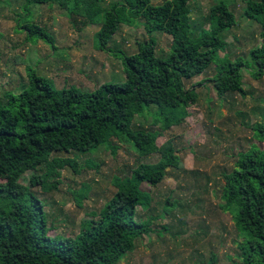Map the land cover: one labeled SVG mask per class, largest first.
I'll list each match as a JSON object with an SVG mask.
<instances>
[{
	"label": "trees",
	"instance_id": "1",
	"mask_svg": "<svg viewBox=\"0 0 264 264\" xmlns=\"http://www.w3.org/2000/svg\"><path fill=\"white\" fill-rule=\"evenodd\" d=\"M53 1L69 15L81 16L82 25H99L98 50L110 53L119 26L140 20L147 33L169 35L171 51L159 58L154 41L139 43L135 53L123 58V82L105 83L92 92L55 90L26 67V85L0 100V264H119L136 249L137 240L152 233L155 220L178 206L167 201L163 215L138 219V208L147 211L152 204V193L143 185L158 187L169 169L180 168L181 159L171 141L157 145L160 132L135 129V118L151 114L164 131L167 120L182 121L189 115L187 108L198 98L195 85L204 81L212 83L219 98L242 94L243 64L218 59L226 45L220 33L235 25V17L226 2L214 3L201 19L209 27L192 36L190 0H116L108 8L101 0H24L17 28L26 33V42L43 41L56 50L53 36L28 18L31 7ZM243 14L260 27V44L249 52L255 60L253 77L259 78L264 73V0H247ZM213 62L212 77L186 86V80ZM259 130V142H264V128ZM114 141L130 144L140 157L159 154L160 159L139 164L124 178L115 177L116 193L98 214L80 222L76 234L49 235L53 225H47L44 203L32 188L56 189L60 170L76 168L74 160L56 155L90 154L101 147L116 153ZM31 171L29 185L22 184L20 178ZM223 183L221 209L232 215L243 239L242 264H264V149L239 154Z\"/></svg>",
	"mask_w": 264,
	"mask_h": 264
},
{
	"label": "rangeland",
	"instance_id": "2",
	"mask_svg": "<svg viewBox=\"0 0 264 264\" xmlns=\"http://www.w3.org/2000/svg\"><path fill=\"white\" fill-rule=\"evenodd\" d=\"M115 1L100 3L108 8ZM151 1L160 4L164 0ZM221 1L234 14L235 25L220 33L226 45L218 52V59L243 64L239 70L242 94L226 93L219 98L212 83L204 81L195 85L198 98L187 108L189 115L182 121L167 120L164 131L153 123L151 114L135 118V129L160 132L157 145L171 141L181 159L180 168L169 169L158 187L143 185L152 193V204L147 211L138 208V219L146 221L163 215L167 201L178 206L155 220L152 233L137 240L136 249L119 264H242L239 247L243 239L232 215L221 209V192L223 176L232 169L237 156L264 149V142L258 139L259 129L264 128V73L253 77L255 60L249 52L260 44V27L243 14L247 0H190L191 35H197L201 27H209L201 19L210 5ZM23 3L0 0V100L26 85V67L55 90L73 87L92 92L105 83L123 82V58L135 53L139 43L154 41L156 57L167 58L170 54L171 37L162 32L147 33L140 20L131 26H119L109 43L113 51L98 50L95 32L99 25H82L81 16L69 15L55 1L29 7L28 18L53 36L56 50L43 41L28 43L26 33L17 28L18 16L24 14ZM215 63L186 80V86L212 77ZM114 143L116 153L101 147L90 154L56 155L74 160L76 168L66 165L60 170L56 189L32 188L44 203L47 225H53L49 235L76 234L80 222L98 214L116 193L112 182L115 177L124 178L139 164H153L160 159L159 154L140 157L130 144ZM32 174L25 173L19 181L29 185Z\"/></svg>",
	"mask_w": 264,
	"mask_h": 264
}]
</instances>
